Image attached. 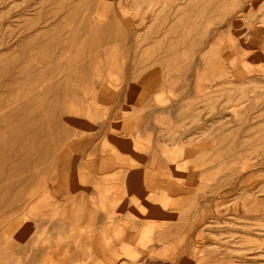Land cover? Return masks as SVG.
Instances as JSON below:
<instances>
[{
    "label": "rangeland",
    "instance_id": "1",
    "mask_svg": "<svg viewBox=\"0 0 264 264\" xmlns=\"http://www.w3.org/2000/svg\"><path fill=\"white\" fill-rule=\"evenodd\" d=\"M0 111V264H264V0H0Z\"/></svg>",
    "mask_w": 264,
    "mask_h": 264
},
{
    "label": "crops",
    "instance_id": "2",
    "mask_svg": "<svg viewBox=\"0 0 264 264\" xmlns=\"http://www.w3.org/2000/svg\"><path fill=\"white\" fill-rule=\"evenodd\" d=\"M215 42H216V46L219 47L220 46L219 45L220 40L217 39V37L215 38ZM222 56H223V54H222ZM226 61L227 60H226V58L224 56V58L222 59L221 64L222 65H225L226 68H227V62ZM233 64H234V61H229V65H228L229 66V69H228V72H230V71L232 72V70H234L235 66ZM181 68H182V73H181V79H182V81L185 83L186 86L189 85V87H190V85H191V87L194 88V92H195L196 97L199 96V92L202 90L201 89L200 78L198 77V75H193V73H192V71L190 69V64L189 65H185V66L182 65ZM231 68H233V69H231ZM250 71H252V70L250 69ZM189 72L192 73L191 74L192 76H190ZM106 77L110 78V80H106L105 84H101L100 89H98L97 91L94 90L95 93L93 91V95L90 96V98L94 97V94L97 93V95H98L99 92H102V88L106 87V89H107V88H110L111 86L112 87L114 86L113 79L115 78V76L113 75V73L111 74V72H110V75L106 74ZM190 78H191V81L189 82ZM187 90H189V88H187ZM153 102H155V99H153ZM155 106H152V108L155 109ZM154 109H151V114H152V111H154ZM153 115H154V113H153ZM154 121L156 123L159 122L158 119H155ZM107 130H108V127H107ZM110 134L113 135V133H111V131H110ZM185 136H187V135H184L183 137H185ZM187 137H190V136H187ZM78 142L79 141H74L73 143L77 144ZM93 146H94V148H92L93 151H97L99 149L98 144H96L95 142L93 143ZM174 163H175V161L173 159L172 160H166V162H165V164H170V165L171 164L173 165ZM175 188L179 189L181 187L179 185H175ZM216 213H217L216 210H214L213 213L212 212L210 213V217H212V218L215 219L216 216H217ZM196 226H197V223L190 224V225H185L184 226V231H182V235H181V241L184 242L187 247H190L192 249V252H194L193 250H195L194 247L196 248V246H199V244L201 243L200 236H199L200 234H199V232L197 233L195 231V227ZM158 235H159V238H163L164 236H166V234L164 232H159ZM130 238H131V232H124L122 234V236H121V240L122 241H128ZM156 247H157V244L154 242V243H152V244L149 245L148 250H151L152 251ZM142 251L146 252L147 251V248L143 249ZM147 252H149V251H147ZM117 255L118 254L115 252L114 255H113L114 257L112 259V260H115V262H113L111 264H158L155 261L153 262V257L150 254H149V258H146V259H143V258L134 259L131 262H128V261H124L123 262V260H121ZM179 256L182 258L180 264H193L192 263L193 262V258L192 257H189V256L182 257L181 255H179Z\"/></svg>",
    "mask_w": 264,
    "mask_h": 264
},
{
    "label": "bare ground",
    "instance_id": "3",
    "mask_svg": "<svg viewBox=\"0 0 264 264\" xmlns=\"http://www.w3.org/2000/svg\"><path fill=\"white\" fill-rule=\"evenodd\" d=\"M151 2H152V1H151ZM195 9H196V8H195ZM96 11H97V10H96ZM93 15H94V13H93ZM99 15H100V14H99ZM102 15H103V14H101V17H102ZM132 15H133V14H132ZM139 19H140V18H139ZM94 20H95V18H94ZM97 20H98V19H97ZM99 21H101V19H99L98 22H99ZM138 22H140V21H138ZM140 23H141V22H140ZM117 24H118V22H117ZM31 83H32V82H31ZM23 99H24V98H23ZM25 99H26V98H25ZM6 110H7V109H6ZM2 111H4V110H2ZM2 111H0V113H1ZM2 113H3V112H2ZM147 254H148V253H147ZM144 259H145V258H144Z\"/></svg>",
    "mask_w": 264,
    "mask_h": 264
}]
</instances>
